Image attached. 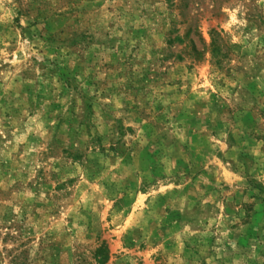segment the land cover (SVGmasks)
Instances as JSON below:
<instances>
[{
    "label": "rangeland",
    "instance_id": "rangeland-1",
    "mask_svg": "<svg viewBox=\"0 0 264 264\" xmlns=\"http://www.w3.org/2000/svg\"><path fill=\"white\" fill-rule=\"evenodd\" d=\"M0 264H264V0H0Z\"/></svg>",
    "mask_w": 264,
    "mask_h": 264
}]
</instances>
